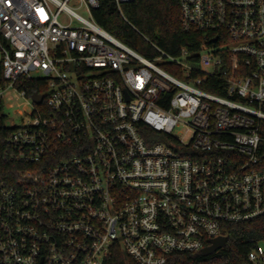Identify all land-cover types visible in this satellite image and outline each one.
Instances as JSON below:
<instances>
[{
	"label": "built area",
	"instance_id": "built-area-1",
	"mask_svg": "<svg viewBox=\"0 0 264 264\" xmlns=\"http://www.w3.org/2000/svg\"><path fill=\"white\" fill-rule=\"evenodd\" d=\"M104 1L0 0V105L33 106L8 138L0 264H173L264 221V0H180L204 41L178 56L115 38ZM240 264H264V239Z\"/></svg>",
	"mask_w": 264,
	"mask_h": 264
},
{
	"label": "trees",
	"instance_id": "trees-1",
	"mask_svg": "<svg viewBox=\"0 0 264 264\" xmlns=\"http://www.w3.org/2000/svg\"><path fill=\"white\" fill-rule=\"evenodd\" d=\"M124 17L120 14L116 3L112 0L104 1L94 10L95 21L111 33L115 38L128 45L137 52L148 56L150 48L144 37L152 40L161 48L174 56L180 55L183 49H188L192 54L200 51L204 41L201 33L186 31L182 26L180 0H134L122 6ZM135 27L144 37L141 36ZM197 55V54H196ZM167 69H169L167 67ZM170 70V69H169ZM218 80H215L217 83ZM0 85H4L2 71L0 70ZM28 96L39 92L43 94L45 87L42 80L35 79L24 84H19ZM206 90L219 95L212 84L203 86ZM5 107L0 105V180L13 182L16 171L23 166L9 159L11 147L8 138L15 129L8 125V116ZM148 143L155 142L143 133ZM264 137V122L261 127ZM260 157L264 164V142L261 144ZM228 244L225 250L212 256L180 255L173 264H240L246 260L247 254L262 239H264V221H257L246 225H231L229 227ZM183 261V263H181Z\"/></svg>",
	"mask_w": 264,
	"mask_h": 264
},
{
	"label": "rangeland",
	"instance_id": "rangeland-1",
	"mask_svg": "<svg viewBox=\"0 0 264 264\" xmlns=\"http://www.w3.org/2000/svg\"><path fill=\"white\" fill-rule=\"evenodd\" d=\"M80 12L83 13L82 11ZM10 96H13L12 92H10ZM27 101L18 96L13 97V100L10 102L11 108H7L6 110V114L10 119L8 122L9 126L20 125L23 119L25 121L28 119V116L33 111V106L31 103H27Z\"/></svg>",
	"mask_w": 264,
	"mask_h": 264
},
{
	"label": "water",
	"instance_id": "water-1",
	"mask_svg": "<svg viewBox=\"0 0 264 264\" xmlns=\"http://www.w3.org/2000/svg\"><path fill=\"white\" fill-rule=\"evenodd\" d=\"M32 100L35 104L40 105L43 102V97L40 96L38 93H35L32 95ZM227 243V239L225 237H220L217 239H213L211 241V246L205 248L202 253L206 256L211 255L212 253H214L215 251H217L218 249L224 247Z\"/></svg>",
	"mask_w": 264,
	"mask_h": 264
}]
</instances>
